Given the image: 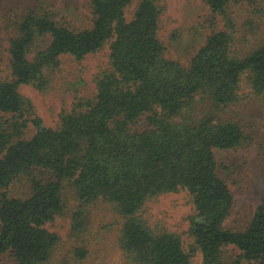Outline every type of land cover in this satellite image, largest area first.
Wrapping results in <instances>:
<instances>
[{
	"label": "trees",
	"instance_id": "1",
	"mask_svg": "<svg viewBox=\"0 0 264 264\" xmlns=\"http://www.w3.org/2000/svg\"><path fill=\"white\" fill-rule=\"evenodd\" d=\"M205 1L214 20L188 63L168 55L161 0H139L131 14L134 0H89L82 28L51 0L14 7L7 48L0 41L10 72L0 76V257L88 264L111 237L116 264H194L198 254L201 264H264V196L244 225L228 226L236 195L217 159L257 140L240 107L264 106V32L241 33L229 10L264 0ZM106 45L94 95L47 125L21 85L45 91L63 55L82 60ZM179 191L194 208L188 239L147 212ZM98 209L114 215L99 219ZM59 216L67 239L50 228Z\"/></svg>",
	"mask_w": 264,
	"mask_h": 264
},
{
	"label": "rangeland",
	"instance_id": "2",
	"mask_svg": "<svg viewBox=\"0 0 264 264\" xmlns=\"http://www.w3.org/2000/svg\"><path fill=\"white\" fill-rule=\"evenodd\" d=\"M72 25L85 27L92 22V12L89 0H51ZM139 0H134L129 14L136 7ZM33 0H0V41L7 48L9 44L8 25L14 18V7L27 5ZM164 10L162 13L161 36L167 42L168 55L188 63L193 54L206 42L207 35L214 20L213 13L205 0H161ZM230 14L241 33L247 29L254 32H264V9L260 5L248 3H234L230 7ZM220 27L224 21L218 17ZM252 23L249 28L247 24ZM249 30V31H250ZM242 37V36H241ZM7 58L5 54L4 59ZM3 59V60H4ZM2 62V61H1ZM109 63V46L95 54H90L82 60H76L72 55L62 56L60 69L52 73L50 87L41 91L33 85H21V92L28 96L34 105V111L42 117L49 126H55L64 111L74 107L75 102L81 97H92L96 91V76L101 68ZM7 61L0 63V76L7 77ZM240 107L242 115L250 116L252 122L257 125V140L251 147H241L234 150L217 151V159L229 164V172H224L228 177L231 189L236 195V203L233 215L227 221L231 227L244 225L253 215L261 198L264 196V106L249 103ZM250 121V122H251ZM147 125L142 118L136 125L143 128ZM34 127L30 125L29 132ZM194 208L188 194L185 191L164 194L151 200L147 212L152 219L162 218L167 225L180 232L185 239L189 227V216ZM113 212L98 209V218L104 216L109 219ZM104 217V218H105ZM70 221L69 218L59 216L51 225L52 230L58 231L64 239H67ZM100 250L102 260H93L88 264H116L119 253L114 247L111 237L107 238ZM194 264H201L198 254ZM0 264H15L9 255L0 257Z\"/></svg>",
	"mask_w": 264,
	"mask_h": 264
}]
</instances>
